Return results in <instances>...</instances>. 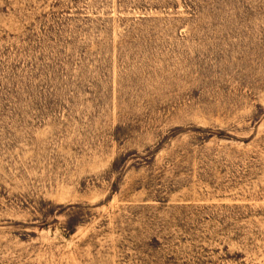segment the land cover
I'll list each match as a JSON object with an SVG mask.
<instances>
[{"label": "rangeland", "instance_id": "374dc122", "mask_svg": "<svg viewBox=\"0 0 264 264\" xmlns=\"http://www.w3.org/2000/svg\"><path fill=\"white\" fill-rule=\"evenodd\" d=\"M0 264H264V0H0Z\"/></svg>", "mask_w": 264, "mask_h": 264}]
</instances>
